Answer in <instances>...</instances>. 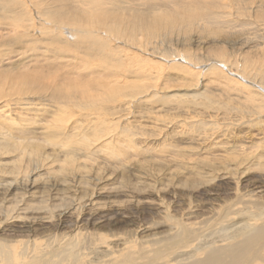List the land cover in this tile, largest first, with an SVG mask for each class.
<instances>
[{
	"label": "rangeland",
	"instance_id": "obj_1",
	"mask_svg": "<svg viewBox=\"0 0 264 264\" xmlns=\"http://www.w3.org/2000/svg\"><path fill=\"white\" fill-rule=\"evenodd\" d=\"M242 223L264 0H0V264H179Z\"/></svg>",
	"mask_w": 264,
	"mask_h": 264
},
{
	"label": "bare ground",
	"instance_id": "obj_2",
	"mask_svg": "<svg viewBox=\"0 0 264 264\" xmlns=\"http://www.w3.org/2000/svg\"><path fill=\"white\" fill-rule=\"evenodd\" d=\"M83 87L86 88L85 86H83ZM89 92H86L87 95H89L88 94ZM84 97H85V95H84ZM84 97L82 96V98L84 100H85V98L86 99L88 98L87 96L85 98ZM252 219H251V221H252ZM246 222H247V220H246ZM245 223H242V224H245ZM236 237H240V240H236V242L233 244L228 243L227 245H225L223 247L222 246L217 247L215 245H213V246L211 245V246H207V248L206 247L202 248V249H204L203 251H205V256L202 259H194L193 258L194 256H192L191 258L187 257L188 259H193V260H189L187 262L181 261L182 263H179V264H264V224H260L257 226H253L251 224L242 225L240 230L238 229V231L233 234V239ZM21 263H22V261H21Z\"/></svg>",
	"mask_w": 264,
	"mask_h": 264
}]
</instances>
